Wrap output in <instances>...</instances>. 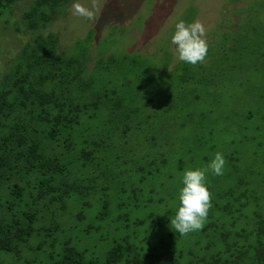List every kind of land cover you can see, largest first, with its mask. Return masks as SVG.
<instances>
[{
  "label": "trees",
  "instance_id": "16d2710c",
  "mask_svg": "<svg viewBox=\"0 0 264 264\" xmlns=\"http://www.w3.org/2000/svg\"><path fill=\"white\" fill-rule=\"evenodd\" d=\"M18 1L0 0V20H8L7 13ZM69 2L31 0L21 15L25 29L31 33L30 40L16 53L8 69L3 66L0 70V264H8V256L15 264H264V222L259 209H251L250 227L247 217L239 221L242 226L236 228L245 204H256L259 194L256 190L249 192L232 187L216 194L218 199L209 215L212 222L197 233L181 236L171 231L165 239H158L151 246L148 237L133 243L137 239L133 232L131 236L114 240L102 259L86 257L67 242L70 238L51 250L46 262L37 254L31 259L26 256L32 251L43 253L42 243L26 247L28 239L33 235H61L63 220L73 217L81 222L85 209L96 199L102 203L94 215L96 222L119 221L122 230L143 224L141 219L126 223L125 211L155 201L153 188L157 173L153 171L157 170L162 177L168 161V153H161L159 157L150 155L151 159L145 160L149 172L143 173L135 156L139 141L127 139L129 133L139 131L142 120L150 118L148 114L143 119L141 114L144 107H151L155 100L153 94L139 106L140 88L128 87L131 81L115 87H109L111 81H108L103 90L94 91L91 73L103 69V62L108 69L125 59H100L88 72L89 53L85 48L78 49L79 42L74 44L75 54L72 50L60 53L56 34L39 33L64 14ZM261 41L264 42V38ZM2 49L0 54L8 58ZM131 63L135 64L136 60ZM191 69L190 64L183 67L187 72ZM148 84L142 82L141 86L150 89ZM173 105L165 102L158 106V112L168 114ZM176 119L178 113L172 118ZM161 121L164 128L169 125ZM133 123L136 124L133 126ZM163 139L168 141L170 135L165 133ZM155 140L150 135L145 137L147 144L153 142L154 145ZM127 146L132 148L127 149ZM137 173L143 176L136 179ZM129 180L133 184H124ZM161 186H165V182L160 181ZM211 186L208 185V190ZM99 192L102 196L95 198ZM168 198L161 196L157 201L167 214L170 213ZM75 205H79L80 210L68 215V209ZM233 208H237L239 215L232 217ZM48 212V222L44 224ZM92 230L90 225L79 228L86 234ZM212 231L217 233L209 235ZM181 239L196 241V245L201 244L200 241L207 242L195 252L193 248L184 250ZM213 248V254L207 256ZM185 256L188 259L185 260Z\"/></svg>",
  "mask_w": 264,
  "mask_h": 264
},
{
  "label": "rangeland",
  "instance_id": "374dc122",
  "mask_svg": "<svg viewBox=\"0 0 264 264\" xmlns=\"http://www.w3.org/2000/svg\"><path fill=\"white\" fill-rule=\"evenodd\" d=\"M30 1L19 0L11 12L5 10L8 20H0V49L3 48L2 51L9 56L7 58L0 54V70L3 66L7 70L16 53L30 40L31 33L21 20ZM74 2L70 0L64 14L55 18L56 22L39 30V33L56 34L60 53L73 52L74 44L79 42L78 49L85 48L89 53L88 72L96 67L100 59H125L122 63L110 65L108 69L103 62V69L91 73L94 91L103 90L108 81H111L109 87L131 81L128 87L140 88L139 106L144 105L146 98L153 94L154 102L150 108L144 107L141 114L143 119L148 114L150 118L142 120L139 131L129 133L127 139L139 141L136 142L139 148L135 156L139 158L138 166L143 173L149 172L145 160L151 159L150 155L159 157L161 153H168V161L162 177L157 170L153 171L157 173L153 188L155 201L125 211L126 223L141 219L143 224L122 230L123 225L119 221L108 224L96 222L94 215L102 207L101 201L96 199L90 208L85 209V218L81 222L73 217L63 220L61 235H33L28 239L26 247L42 243L43 253L32 251L27 252L26 256L31 259L37 254L41 261L46 262L48 253L70 238L71 241L67 242L84 252L86 257L102 259L114 240L131 236L133 232L137 238L133 243L148 237L151 246H154L158 239H165L172 231L169 227L170 217L174 216L179 206L183 172L206 168L217 152L223 154L226 164L221 176L213 175L210 171L206 173V186L212 185L209 189L212 207L204 225L212 222L209 215L214 210L213 203L218 199L216 194L228 187L245 188L249 192L256 190L259 194L256 204H245L244 214L236 221V228L241 227L239 221H245L247 217L251 226V209L255 207L259 209L264 222V42L261 41L264 38V0H97L98 11L94 23L71 14ZM79 2L85 6L91 4V0ZM180 20L186 23L199 20L207 29V57L203 63L190 64L192 69L189 72L183 70L188 63L178 59L176 46L171 43L175 23ZM133 59L136 60L135 64L131 63ZM142 82L149 83L151 88L141 86ZM165 102L174 105L170 113L162 115L158 112V106H163ZM176 113L178 119L172 120ZM103 119L101 116L100 120ZM161 120L169 125L164 128ZM165 133L170 135V139L164 142ZM147 135L156 139L154 145L153 142H145ZM131 148L127 146V149ZM140 176L143 175L137 173L135 178ZM160 181L165 182V186L160 188ZM239 181L244 183L239 186ZM124 184L133 182L129 180ZM101 193H97L95 198H100ZM161 196H169V214L157 203ZM236 209L233 208L232 217L239 215ZM79 210V205L70 207L68 215ZM215 214L227 219L219 213ZM49 215L48 212L44 224L48 222ZM73 225L77 227L66 229ZM88 225L94 229L90 234L79 231V228L85 229ZM216 233L212 231L208 234ZM181 241L184 250L193 248L195 252L207 242L200 241L201 244L196 245V241ZM177 242L180 244L179 240ZM213 251L214 248L210 249L207 256L212 255ZM184 259H188V256ZM7 262L15 264L11 263L10 256Z\"/></svg>",
  "mask_w": 264,
  "mask_h": 264
},
{
  "label": "clouds",
  "instance_id": "9594fccd",
  "mask_svg": "<svg viewBox=\"0 0 264 264\" xmlns=\"http://www.w3.org/2000/svg\"><path fill=\"white\" fill-rule=\"evenodd\" d=\"M98 11L97 0H91L90 6H85L75 0L70 12L73 16L86 21L95 22ZM175 31L171 43L176 46L177 57L180 61L193 66L203 63L208 54L206 39L207 29L196 20L186 23L183 20L175 23ZM226 160L222 153L217 152L204 169L185 170L182 174V187L179 190V206L170 217V229L181 236L199 231L204 227L210 208L212 196L206 186V173L223 175Z\"/></svg>",
  "mask_w": 264,
  "mask_h": 264
}]
</instances>
